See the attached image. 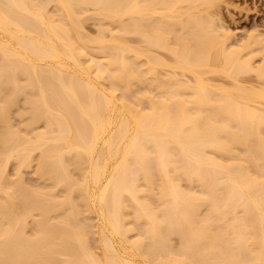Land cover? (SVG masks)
I'll use <instances>...</instances> for the list:
<instances>
[{
    "label": "bare ground",
    "instance_id": "bare-ground-1",
    "mask_svg": "<svg viewBox=\"0 0 264 264\" xmlns=\"http://www.w3.org/2000/svg\"><path fill=\"white\" fill-rule=\"evenodd\" d=\"M221 1L0 0V264H264V45Z\"/></svg>",
    "mask_w": 264,
    "mask_h": 264
},
{
    "label": "rangeland",
    "instance_id": "rangeland-1",
    "mask_svg": "<svg viewBox=\"0 0 264 264\" xmlns=\"http://www.w3.org/2000/svg\"><path fill=\"white\" fill-rule=\"evenodd\" d=\"M218 3L220 4V2H218ZM219 4H217V6H216L217 8L216 7L213 8V10H212L213 16L211 17V20L216 19L218 22L219 21L218 19L221 18L222 21L220 20V22L221 23L224 22L223 24H225V26L228 28V30L235 35L233 38V42H234V44H236V46L239 45L240 43H246L251 35H258V37L260 38L259 40L262 39L261 42H262V45H264V0H223V1H221L220 6H219ZM216 9H218V10H216ZM89 14H91L92 19H89V21L86 22V24H85V26L87 28L86 30L89 31L90 35H91V33H92V35H95L97 33L96 30L98 29L97 25H96L97 21L94 19L93 11L89 12ZM214 14H215V16H214ZM217 14H218V16H217ZM215 17H217V18H215ZM93 20H95L96 23ZM254 55H255V57H254L253 61H255V65L264 64V53L256 52ZM248 74H250V75H248ZM248 74L242 73L241 76L239 75L238 78H239V80L241 79L240 84H243V87L249 86L248 88H250L251 86H253L259 90L260 89L264 90L263 85H262V83L264 84V81H262V78L260 79L259 76L257 78V75L255 76L254 73L253 74L248 73ZM209 76L211 78L213 77L214 79H217L216 82H218V80H219L221 84L224 83L223 86H225V85L229 86V87L232 86L230 83V82L233 83V81H231L232 79L229 77H228V79H226L225 75H222L225 77V79H224V77L222 78L221 74L220 73L218 74V72L212 73ZM219 77H220V79H219ZM221 78H222V80H221ZM250 82H251V84H249ZM254 82H255V84L258 82V84H256V86L252 85V84H254ZM220 83H218V84L221 85ZM22 105H23V103L18 105L17 110L15 107L14 112L17 113L19 111L18 107H21ZM15 113H14V115L16 116L15 118H17V115ZM40 126H42V125H38L39 128H40ZM34 161H33L32 166H29V168L27 167L24 169V178H26V180L28 181V183H26V184L29 185L27 187L30 188L33 185L32 188H30V189L34 190V188H35L34 186H36L39 189V186L41 187V185H42V188H46V189L48 188L47 191H45L46 193L51 192V190H53V189H51L52 186L49 185L51 182L44 180L46 182V183H44V185L46 187L43 185V180L39 179L38 178L39 176H37V174H36L37 159L35 162ZM15 171H16V166L12 162L8 165L7 172H6L7 174L10 175L8 177V180L11 181V178H12V180L14 181V179L17 178L15 173H14ZM47 185L50 187H48ZM13 187H14V185L12 186V188ZM13 189L18 190V187L13 188ZM38 189L35 188V190H38ZM46 189H44V190H46ZM54 190L56 191V193ZM54 190H53L54 192L52 191L51 193L61 195L58 193H62V189L56 190V188H54ZM58 191H60V192H58ZM29 197L32 198L33 194H31V195L29 194ZM85 220H88V219H85ZM29 221H30V224H33L32 219H29ZM91 222L95 223L94 220H92ZM87 223H89V222H87ZM87 223H85V224H87ZM88 225H91V223H89ZM174 237L172 239V244L175 247H179L180 242H181L180 238L178 237L179 238V240H178L177 236H174ZM92 238H93V236H92ZM92 243H91V245L94 246L95 250L97 251V249L95 247V242L93 244Z\"/></svg>",
    "mask_w": 264,
    "mask_h": 264
}]
</instances>
